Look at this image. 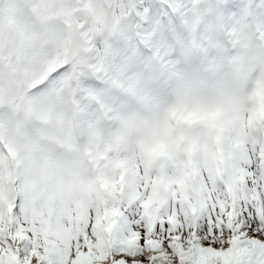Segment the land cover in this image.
I'll return each instance as SVG.
<instances>
[{
  "label": "snow or ice",
  "instance_id": "6c2138e0",
  "mask_svg": "<svg viewBox=\"0 0 264 264\" xmlns=\"http://www.w3.org/2000/svg\"><path fill=\"white\" fill-rule=\"evenodd\" d=\"M0 264H264V0H0Z\"/></svg>",
  "mask_w": 264,
  "mask_h": 264
}]
</instances>
